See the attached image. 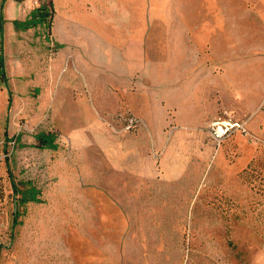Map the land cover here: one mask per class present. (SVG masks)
<instances>
[{"label": "rangeland", "instance_id": "1", "mask_svg": "<svg viewBox=\"0 0 264 264\" xmlns=\"http://www.w3.org/2000/svg\"><path fill=\"white\" fill-rule=\"evenodd\" d=\"M176 11L188 18L171 19ZM149 13L154 63L162 44L205 46L214 70L229 61L234 72L252 45L264 53V0H149ZM11 113L8 100L0 264H264V143L235 173L210 158L174 180L133 179L110 168L96 134L84 145L50 126L57 148L41 149L33 136L44 122L10 125Z\"/></svg>", "mask_w": 264, "mask_h": 264}, {"label": "crops", "instance_id": "2", "mask_svg": "<svg viewBox=\"0 0 264 264\" xmlns=\"http://www.w3.org/2000/svg\"><path fill=\"white\" fill-rule=\"evenodd\" d=\"M149 19V0H0V113L11 100L10 125L44 122L37 133L55 125L84 145L92 132L110 168L133 179L174 180L210 158L239 171L264 143V53L252 45L234 72L229 61L214 70L205 46L162 44L154 63ZM122 109L135 129L109 120ZM224 115L248 133L216 146L206 127Z\"/></svg>", "mask_w": 264, "mask_h": 264}, {"label": "built area", "instance_id": "3", "mask_svg": "<svg viewBox=\"0 0 264 264\" xmlns=\"http://www.w3.org/2000/svg\"><path fill=\"white\" fill-rule=\"evenodd\" d=\"M44 0H34L36 6ZM109 120L122 131L135 129L140 120L129 109H122L112 115ZM206 130L216 146H219L228 136L234 132L247 134L246 121L238 120L230 116H219L207 124Z\"/></svg>", "mask_w": 264, "mask_h": 264}, {"label": "trees", "instance_id": "4", "mask_svg": "<svg viewBox=\"0 0 264 264\" xmlns=\"http://www.w3.org/2000/svg\"><path fill=\"white\" fill-rule=\"evenodd\" d=\"M44 10V8H42ZM36 138V146L43 149V148H51L55 149L57 144L55 143L56 136L53 133H37L35 135ZM37 190L34 187H31L27 190L29 194V199L35 200V193ZM24 201V200H22Z\"/></svg>", "mask_w": 264, "mask_h": 264}]
</instances>
